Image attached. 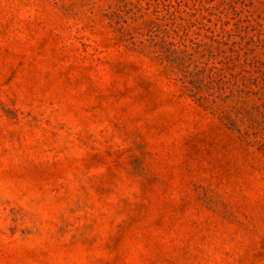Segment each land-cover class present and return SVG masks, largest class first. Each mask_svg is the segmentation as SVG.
<instances>
[{
	"label": "rangeland",
	"instance_id": "1",
	"mask_svg": "<svg viewBox=\"0 0 264 264\" xmlns=\"http://www.w3.org/2000/svg\"><path fill=\"white\" fill-rule=\"evenodd\" d=\"M0 264H264V0H0Z\"/></svg>",
	"mask_w": 264,
	"mask_h": 264
}]
</instances>
